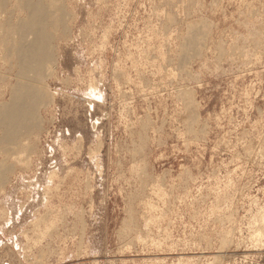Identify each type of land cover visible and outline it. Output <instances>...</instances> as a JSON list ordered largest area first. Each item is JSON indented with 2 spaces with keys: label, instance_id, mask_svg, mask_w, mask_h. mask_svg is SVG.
Listing matches in <instances>:
<instances>
[{
  "label": "rangeland",
  "instance_id": "1",
  "mask_svg": "<svg viewBox=\"0 0 264 264\" xmlns=\"http://www.w3.org/2000/svg\"><path fill=\"white\" fill-rule=\"evenodd\" d=\"M61 2L53 103L0 188V264H264V0Z\"/></svg>",
  "mask_w": 264,
  "mask_h": 264
},
{
  "label": "bare ground",
  "instance_id": "2",
  "mask_svg": "<svg viewBox=\"0 0 264 264\" xmlns=\"http://www.w3.org/2000/svg\"><path fill=\"white\" fill-rule=\"evenodd\" d=\"M61 1L62 0H0V60L4 63L5 69H6L4 72L0 71V91H1V87H3V84H5L6 80L8 82L13 80V82H10L8 85H6V87L9 89L8 100L0 101V157H1V159H0V188L3 185V183L6 182L5 179H7L8 173L12 172L13 165L9 164L7 162L9 160L8 158L13 157L17 151L19 152L20 155L26 156V155H28L30 150L33 149L32 147L30 149L29 141H30V138L32 136H36L41 129L42 121L44 120V119L42 120V117H41V110L45 109L48 105L50 106V104L53 103V96L55 94V91H51L50 89H48L47 82L51 77H53L55 75L54 73L56 72V70H55L56 62H57V56L56 55L58 53L56 54L55 50H56L57 43L62 38H65L63 36H65L66 33L69 32L68 30H69V26H70L68 24L69 19H67L68 14L66 13V10L63 8ZM249 13H248V16L250 15ZM174 17L172 16L173 19H174ZM201 21H199V22L201 23ZM211 22H210V24H211ZM193 24L191 26H193ZM187 26H189V24ZM196 26H197V24H196ZM203 26L200 27V29L202 28L201 29L202 31H204L203 29H206V27L203 28ZM193 28L194 29H191L192 32L190 31V33H192V34H193L194 30L196 29V27H193ZM207 28H209V26H207ZM164 29L166 30L167 28L164 27ZM188 29L190 30V28H188ZM156 30H157V28H156ZM207 30L208 29H206L205 31H207ZM195 31L197 32L198 30H195ZM186 32H188V30ZM190 33H188L189 34L188 37H190ZM192 34H191V36H192ZM195 34H197V33H195ZM195 34H193V35H195ZM202 35L203 34H201V37H202ZM186 36H187V34H186ZM186 36H184V37H186ZM204 36H206V35H204ZM196 38H197V36H196ZM202 40H200V41H202ZM184 41H185V38H184ZM188 41H190V40H188ZM191 42H193V41H191ZM165 43H166V41H165ZM193 44H194V42H193ZM197 44H199V43H197ZM190 45H192V43H190ZM190 45H189V47H190ZM191 47H194V46H191ZM197 48H200V46H198ZM182 50H183V48H182ZM186 50H189V49H186ZM204 51H205V49H204ZM199 54H201V53H199ZM190 56H191V54H190ZM181 57H183V56H181ZM191 59H192V57H191ZM245 59H248V58H245ZM181 60H183V58ZM165 61H167V60H165ZM177 65H178V63H177ZM181 65L183 66L184 64H181ZM177 67L179 69V66H177ZM215 68H217V67H215ZM115 70H117V69H115ZM182 71H183V69H182ZM221 72H222V70H221ZM142 77H143V75H142ZM142 84H144V83H142ZM148 89H149V87H148ZM179 91H182V90H179ZM183 94H184V92L183 93L179 92V96L177 97L181 102L185 101L188 103V101H187L188 98H191V100H193L192 96L191 97H189L188 95L184 96ZM189 94H190V92H189ZM187 96H188V98H187ZM193 101H195V100H193ZM193 101L190 102V99H189L190 103L188 105L192 104L191 106H193V104H194ZM187 103H186V105H187ZM184 104H183V106H185ZM187 106H185V107L188 110ZM191 106H189V107H191ZM195 106H197V105H194V107ZM194 107H191L190 109H192ZM186 108L184 110H186ZM194 109L195 110L192 109L193 111L192 110L191 111L192 112L197 111L196 107ZM147 111H148V109H147ZM186 112H188V111H186ZM189 112H190V110H189ZM187 114L190 115V113H187ZM195 114L197 115V113H195ZM192 117H194V116L191 115V118ZM196 117H195V120H197ZM186 118H188V117H186ZM189 120L191 121V119H189ZM183 121H185V120H183ZM186 122L187 121H185V124H186ZM187 124L189 125V123H187ZM190 124H192V123H190ZM187 127H189V126H187ZM95 148H96V146H95ZM132 149H133V147H132ZM17 158H18V161L21 160L20 156ZM13 170H14V168H13ZM118 174H119V172H118ZM261 216H263V215H261ZM260 218H261V222H262L263 221L262 217H260ZM127 227H129V226H127ZM260 230L261 231L257 234L258 238L262 237V236L264 237V225H262V223H261ZM130 232H131V230H130ZM230 241H232V240H230ZM256 241H258V240H256ZM261 245H263V244H261ZM224 246H225V244H224ZM124 249H125V247H124ZM188 260H190V259H188Z\"/></svg>",
  "mask_w": 264,
  "mask_h": 264
}]
</instances>
